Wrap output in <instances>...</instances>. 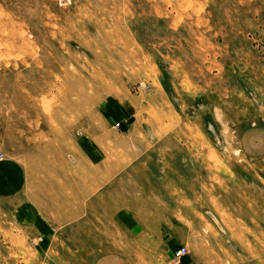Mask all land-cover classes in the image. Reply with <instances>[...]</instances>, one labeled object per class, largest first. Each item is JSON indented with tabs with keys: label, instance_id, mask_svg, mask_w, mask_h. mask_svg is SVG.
Segmentation results:
<instances>
[{
	"label": "rangeland",
	"instance_id": "374dc122",
	"mask_svg": "<svg viewBox=\"0 0 264 264\" xmlns=\"http://www.w3.org/2000/svg\"><path fill=\"white\" fill-rule=\"evenodd\" d=\"M262 117L264 0H0V264H264ZM83 171L92 223L25 226Z\"/></svg>",
	"mask_w": 264,
	"mask_h": 264
},
{
	"label": "crops",
	"instance_id": "0c3cea01",
	"mask_svg": "<svg viewBox=\"0 0 264 264\" xmlns=\"http://www.w3.org/2000/svg\"><path fill=\"white\" fill-rule=\"evenodd\" d=\"M4 169H1V176L4 177V181L10 182L19 179V189L22 187V181L26 182V178H18L15 173L16 170L9 169L7 165H4ZM100 170H97L94 174L95 176L99 175ZM93 172L88 173V171H83L82 174H73L66 176L67 180L71 179L72 183L70 184V189H72V194L63 192V189L57 190L56 195L44 196L43 195H31V193H26L27 195L21 194L20 198V209H21V219L22 222L28 228H33L38 233L47 234L50 229L56 228L54 230H59L63 224H69V228L76 230L78 233L81 228L78 224L82 225L93 222V209L94 207H99L96 204V201L92 199V190H91V176L94 175ZM69 181V180H68ZM98 184V188H100ZM5 195H8V192H3ZM64 194V195H63ZM92 199V200H91ZM108 211V208L105 209ZM64 213L65 215H62ZM66 214H68L66 216ZM75 226V227H74ZM36 227V228H35ZM47 237H45V240ZM95 258V257H94ZM96 259V258H95ZM93 259L91 264H127V259L123 260L113 252H110L108 255H103L97 260Z\"/></svg>",
	"mask_w": 264,
	"mask_h": 264
},
{
	"label": "built area",
	"instance_id": "2783aa9c",
	"mask_svg": "<svg viewBox=\"0 0 264 264\" xmlns=\"http://www.w3.org/2000/svg\"><path fill=\"white\" fill-rule=\"evenodd\" d=\"M261 122L264 123V117H262ZM0 158H1V152H0ZM185 252H186V248L183 245L179 246L173 253L174 262H177L179 258L185 254Z\"/></svg>",
	"mask_w": 264,
	"mask_h": 264
}]
</instances>
